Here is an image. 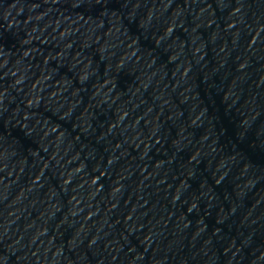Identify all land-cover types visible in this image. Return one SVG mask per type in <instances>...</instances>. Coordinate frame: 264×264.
<instances>
[{"label": "water", "instance_id": "water-1", "mask_svg": "<svg viewBox=\"0 0 264 264\" xmlns=\"http://www.w3.org/2000/svg\"><path fill=\"white\" fill-rule=\"evenodd\" d=\"M215 60L264 195V0H200Z\"/></svg>", "mask_w": 264, "mask_h": 264}]
</instances>
